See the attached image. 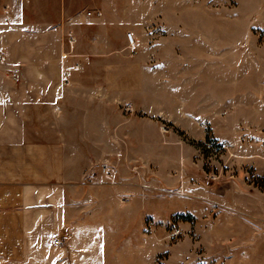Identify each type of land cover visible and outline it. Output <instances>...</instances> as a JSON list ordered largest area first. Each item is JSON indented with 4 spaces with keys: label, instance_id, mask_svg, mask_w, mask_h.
I'll return each instance as SVG.
<instances>
[{
    "label": "crops",
    "instance_id": "1",
    "mask_svg": "<svg viewBox=\"0 0 264 264\" xmlns=\"http://www.w3.org/2000/svg\"><path fill=\"white\" fill-rule=\"evenodd\" d=\"M171 11L154 0H0V264H123L133 221L145 247L146 217L182 213L162 217L156 202L181 196L185 183L165 192L147 181L140 161L147 134L134 114L112 113L113 74L125 71L115 59L125 62L131 31L133 88L152 103H124L159 115L165 99L181 108L179 100L194 96L198 104L186 100L178 117L189 129L221 115L226 71L219 49L205 42L209 24H194L183 8L172 19ZM201 87L208 89L203 99L195 95ZM208 104L218 114L199 107ZM115 136L124 173L116 184L85 182L89 168L103 174ZM257 152L244 156L264 161ZM243 182L223 178L215 188L195 187L192 195L201 196L192 198L205 202L204 215L216 209L224 232L264 235V201L249 216L238 204L239 196L264 198V191ZM234 212L244 219L240 228L231 224ZM215 264L225 263L217 257ZM238 264L253 262L241 257Z\"/></svg>",
    "mask_w": 264,
    "mask_h": 264
},
{
    "label": "rangeland",
    "instance_id": "2",
    "mask_svg": "<svg viewBox=\"0 0 264 264\" xmlns=\"http://www.w3.org/2000/svg\"><path fill=\"white\" fill-rule=\"evenodd\" d=\"M154 1L173 10L172 19L179 18V15L175 17V11L183 8L187 12L183 17L192 18L194 24H209L208 27L203 26L208 34L205 42L208 48L219 49L223 55L219 58L221 62L224 59L225 104L221 115L219 113L215 119L202 122L194 129L183 127L184 120L178 118L183 115L181 108L184 106L181 104L186 100L198 104L194 96L179 100L181 108L165 99L159 115L150 109L143 110L139 105L133 109L131 104L124 103L126 97L132 102L138 99L141 103H152V98L147 100L143 92L137 94L133 88L132 81H137L139 75L130 71L134 58L131 56L136 51L132 53L128 48V53L126 49L129 56L123 55L125 62L115 59V64L124 65L125 71L113 74L115 100L112 113L115 117L119 113L124 116L134 114L147 134L143 141L144 152L141 153L144 159L140 158L145 163V178L154 180L157 187L165 192L176 191V182L180 183V188L185 183L181 196L174 195L172 200L156 202V209L162 217L172 211L182 213L161 220L146 217L145 247L138 231V221H133L129 233L130 250L123 264H215L217 257L225 264H238L241 257H246L253 264H264L263 234L256 235L245 229L236 233L224 232L227 222L223 218L220 220L222 225L220 222L218 225L216 209L204 215L205 202L198 199L201 190L192 195L195 187L209 184L215 188L221 179L232 176L244 179L248 190L264 191V173H258V168L252 163L264 166V161L244 156L253 151L264 153V0ZM196 94L206 98L208 89L201 87ZM235 94L239 96L236 103L231 102V97L237 98ZM148 106L146 102L145 107ZM199 107L210 110L212 116L218 114L211 109L212 104ZM120 140L118 136L114 137L113 142L118 148L103 161L111 169L112 179L103 172L98 180L116 184L124 173ZM95 170L94 167L86 170L85 182L96 183L88 178ZM239 197L238 204L247 210L244 216H249L248 213L264 201L254 192ZM234 214L231 224L240 228L244 219L239 217L242 216L239 212Z\"/></svg>",
    "mask_w": 264,
    "mask_h": 264
},
{
    "label": "built area",
    "instance_id": "3",
    "mask_svg": "<svg viewBox=\"0 0 264 264\" xmlns=\"http://www.w3.org/2000/svg\"><path fill=\"white\" fill-rule=\"evenodd\" d=\"M127 36V40H128V48L130 49V52H135L136 51V40L134 37L133 32L129 31L126 33ZM17 70H15L13 75H16ZM100 168H103L102 172L105 173L106 177L109 179H112V175H111V169H108L107 165L101 164ZM93 176V178H92ZM88 178L92 179L93 182L99 183L101 182V180L97 179V169L95 170V172L93 174H89ZM57 242H60V240H56Z\"/></svg>",
    "mask_w": 264,
    "mask_h": 264
}]
</instances>
